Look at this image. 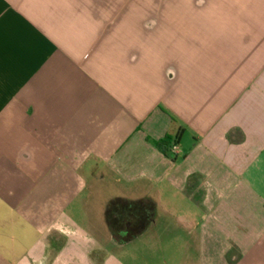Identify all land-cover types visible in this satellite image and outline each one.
Instances as JSON below:
<instances>
[{
  "label": "crops",
  "instance_id": "crops-1",
  "mask_svg": "<svg viewBox=\"0 0 264 264\" xmlns=\"http://www.w3.org/2000/svg\"><path fill=\"white\" fill-rule=\"evenodd\" d=\"M114 2L0 0V264L131 263L116 197L264 264V0Z\"/></svg>",
  "mask_w": 264,
  "mask_h": 264
},
{
  "label": "rangeland",
  "instance_id": "rangeland-1",
  "mask_svg": "<svg viewBox=\"0 0 264 264\" xmlns=\"http://www.w3.org/2000/svg\"><path fill=\"white\" fill-rule=\"evenodd\" d=\"M114 1L116 8L124 2V0ZM148 1L150 2V0ZM140 4L141 0H133V8L128 6L123 11L117 29H123L124 25L126 29L135 30L138 23L136 21H132V23L126 21L134 13V9H140ZM125 6L126 4L123 8ZM95 205L96 199L92 198L88 206L95 208ZM98 216V214L92 215L94 218H99ZM156 217L159 218V215H156ZM78 221L80 224L83 222L82 219H78ZM155 221L153 220L142 234H137L130 241L122 242V245H111V242L108 246L111 252L130 258L131 263L129 264H182L184 262L181 260L185 258H188L191 263L197 264L201 256L198 238L199 230L193 231L184 227L176 217L166 213H162L160 219L156 218ZM114 235L118 240L123 241L125 239L124 237L122 239L119 238V233ZM18 236L21 244L20 251H25L30 247L29 244H26L29 238L27 236L22 237L23 235L20 232Z\"/></svg>",
  "mask_w": 264,
  "mask_h": 264
},
{
  "label": "trees",
  "instance_id": "trees-1",
  "mask_svg": "<svg viewBox=\"0 0 264 264\" xmlns=\"http://www.w3.org/2000/svg\"><path fill=\"white\" fill-rule=\"evenodd\" d=\"M162 151L167 152L169 142L167 139L154 141ZM156 203L151 198L127 200L121 197L109 201L106 209L107 222L113 234L119 232L123 226L130 224L131 231L124 240L132 239L137 234L143 233L154 218Z\"/></svg>",
  "mask_w": 264,
  "mask_h": 264
},
{
  "label": "flooded vegetation",
  "instance_id": "flooded-vegetation-1",
  "mask_svg": "<svg viewBox=\"0 0 264 264\" xmlns=\"http://www.w3.org/2000/svg\"><path fill=\"white\" fill-rule=\"evenodd\" d=\"M131 231L130 224L127 223V225L123 226L121 229H119V238L122 239V237L126 236Z\"/></svg>",
  "mask_w": 264,
  "mask_h": 264
},
{
  "label": "built area",
  "instance_id": "built-area-1",
  "mask_svg": "<svg viewBox=\"0 0 264 264\" xmlns=\"http://www.w3.org/2000/svg\"><path fill=\"white\" fill-rule=\"evenodd\" d=\"M172 149H173L174 151H178V146H177V144H174V145L172 146Z\"/></svg>",
  "mask_w": 264,
  "mask_h": 264
}]
</instances>
